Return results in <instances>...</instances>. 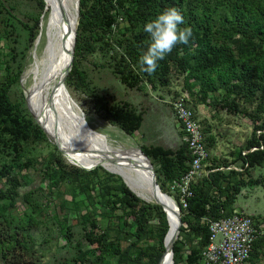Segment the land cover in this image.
I'll list each match as a JSON object with an SVG mask.
<instances>
[{
	"label": "trees",
	"instance_id": "obj_1",
	"mask_svg": "<svg viewBox=\"0 0 264 264\" xmlns=\"http://www.w3.org/2000/svg\"><path fill=\"white\" fill-rule=\"evenodd\" d=\"M34 2L38 11L27 16L11 0H0V264H42L45 258L49 264H158L168 231L163 208L141 200L119 176L99 166L87 171L66 163L28 111L20 80L40 18L51 5L50 0ZM171 7L184 17L180 27H190L193 35L187 45H177L158 61L149 75L139 64L150 40L143 26ZM78 10L74 61L65 86L88 92L94 111L127 136L140 129L144 112L92 85L81 64L91 54L99 52L101 66L129 90H138L141 83L152 90L166 89L174 76H182L183 96L195 119V106L202 103L251 122L244 153L221 165L211 161L209 172L192 183L187 207L180 210L173 262L206 264L207 218L240 214L262 225L234 204L241 186L251 183L250 171L264 164V0H79ZM173 97H179L177 92ZM198 123L209 163L213 138L210 129ZM179 133L175 148L140 145L160 190L170 197L171 184L187 171L191 158L181 129ZM233 164L239 169L221 168ZM34 179L39 185L24 191ZM60 238L63 245H58ZM260 259L264 230L253 241L246 264H260Z\"/></svg>",
	"mask_w": 264,
	"mask_h": 264
},
{
	"label": "rangeland",
	"instance_id": "obj_2",
	"mask_svg": "<svg viewBox=\"0 0 264 264\" xmlns=\"http://www.w3.org/2000/svg\"><path fill=\"white\" fill-rule=\"evenodd\" d=\"M50 1L52 6L53 0ZM11 2L16 5V9L20 14L28 16L30 14H35L38 11L34 0H11ZM52 20L53 18L51 17V14L49 15V12L45 18L42 16L40 25L41 28L39 27V32L41 30V37L30 49L28 62L24 72L38 56L47 50L46 39L50 37L49 31L52 29ZM120 23V26H123L124 21H120ZM103 63L104 61L102 60L99 52L93 55L91 54L81 60L82 67L86 70L92 85H95L100 92L110 95L115 100L128 101L137 109L143 110L144 121L140 129L135 134L127 136L119 128L104 120L100 114H97L94 111L93 100L89 95H87L88 92L85 93L73 86H65L70 97L73 98V101L84 113L85 120L90 127L91 132H93L98 138L105 137L107 142L115 148L121 147L123 149H138L142 143L159 144L171 148L177 147L181 140L179 141V138L173 129L171 120L174 116L171 108V102H173L174 92H177L179 97L185 95L182 88V76H174L172 78L170 85L166 88L167 90L169 89L170 92L161 88L152 90L146 83H141L138 90H129L125 88V86L122 85L107 68H105L106 66H101ZM24 72L22 76L24 75ZM27 83H29V80H27L26 84ZM20 87L22 90L21 92L25 96V85L21 83V80ZM217 98L219 99V97ZM62 101L65 103L67 117L75 123L77 122L82 125L79 110L75 107V105L69 100H66V98H63ZM28 107L32 111L29 105ZM194 111L197 115V120L201 121L203 126H207L208 129H210L209 133L213 138V142L209 148L210 160L209 163H206L204 172L199 176L201 177L209 172V170H207V166L211 163V161L213 162L214 160V162L221 165L222 161H233L240 152L244 153L242 147L251 135L252 124L249 120H246L241 116L229 115L224 110L214 111L213 108H210L202 103L197 104ZM32 113L34 114L33 111ZM33 116H35V114ZM35 119L39 124H41L39 118L35 116ZM50 133L53 136L48 133L49 136L55 140V142H57L59 147L63 150L64 157L62 155L61 156L64 160H66V163L76 167L99 166L93 160L91 155L74 146L69 140L65 139L62 134L52 131ZM221 168L225 171L228 169H239L237 164H233L229 166V168ZM29 173L31 175L32 171H29L28 174ZM247 178L248 177L246 176L245 181L248 180ZM121 180L124 182L123 178H121ZM249 180L251 182L250 184L247 183L241 186V191L235 199V206L238 211L247 215H253L257 220H259L260 224L264 225V164L261 167H255L250 171ZM23 181L27 182V179L23 177ZM254 181H256V183H254ZM37 185H39V180L34 179L33 182H30V184L24 187L23 190L26 191ZM175 196L176 195L173 193V199L175 200V204L181 214L180 210L182 208L179 207L177 197ZM50 207V212H54L53 205ZM17 208L21 213L23 206L20 201H18ZM58 214L60 215L59 220H61L62 214H60V212H58ZM75 235L76 238L80 237L78 231ZM219 239L220 237L218 236L217 241ZM38 240H40V237H38ZM81 243L84 247H87V243L84 239H81ZM63 244L64 240L63 238H60L58 245ZM52 251H55L54 248H52ZM262 260L260 259V264H264V259ZM47 261L48 258L43 259L42 264H49Z\"/></svg>",
	"mask_w": 264,
	"mask_h": 264
},
{
	"label": "bare ground",
	"instance_id": "obj_3",
	"mask_svg": "<svg viewBox=\"0 0 264 264\" xmlns=\"http://www.w3.org/2000/svg\"><path fill=\"white\" fill-rule=\"evenodd\" d=\"M44 1L46 2V0ZM75 13L76 0H53L52 6L49 5V15L51 14L53 18V25L52 29L50 28V33L48 32L50 37L46 39L47 50L28 66L21 79V83L25 85L24 93L27 97V105L40 119L46 133L48 130L59 132L74 146L91 155L99 166L121 176L126 185L139 197L148 202H161L169 219L168 233L165 237V244L168 246L179 227L177 225L179 210L176 204H173L169 199L158 197L153 193L148 164L140 151L133 148H115L107 142L105 137L98 138L83 125L75 123L67 117L65 103L62 99L69 100V98H67L65 90L57 86V82L64 74L69 60ZM64 31L67 32L66 35L69 38H64ZM37 36L34 43L41 37V30ZM27 80L29 83L26 84ZM78 167L90 168L91 166ZM161 264H171L169 250L165 252Z\"/></svg>",
	"mask_w": 264,
	"mask_h": 264
},
{
	"label": "built area",
	"instance_id": "obj_4",
	"mask_svg": "<svg viewBox=\"0 0 264 264\" xmlns=\"http://www.w3.org/2000/svg\"><path fill=\"white\" fill-rule=\"evenodd\" d=\"M171 106L177 125L183 132L182 141L187 144L191 155L187 171L170 186L179 207L185 209L187 199L193 195L191 185L204 172L208 154L198 120L186 98L178 97L171 102ZM205 222L210 232V243L203 251L206 264H246L253 241L264 230L263 225L257 227L253 219L240 214L218 219L207 218ZM218 236L220 239L217 241Z\"/></svg>",
	"mask_w": 264,
	"mask_h": 264
},
{
	"label": "clouds",
	"instance_id": "obj_5",
	"mask_svg": "<svg viewBox=\"0 0 264 264\" xmlns=\"http://www.w3.org/2000/svg\"><path fill=\"white\" fill-rule=\"evenodd\" d=\"M183 24L184 17L175 7L164 10L144 24L143 31L150 40L146 51L139 58L142 72L149 75L155 73L158 61L165 59L177 45L189 43L192 29L180 27Z\"/></svg>",
	"mask_w": 264,
	"mask_h": 264
},
{
	"label": "water",
	"instance_id": "obj_6",
	"mask_svg": "<svg viewBox=\"0 0 264 264\" xmlns=\"http://www.w3.org/2000/svg\"><path fill=\"white\" fill-rule=\"evenodd\" d=\"M43 1H44V0H43ZM78 8H79V0H76V13H75V21H74L75 24L73 25V32H72V37H73V38H72V41L70 42L69 60H68V62H67V64H66V67H65V69H64V74L61 76V78H60L59 81L57 82V86H58V87L60 86V87H62V88L65 90L66 96H67V98H69V101H70L71 103H73V104L75 105V107L79 110V114H80V118H81V123H82V125H83L88 131H91V130H90V127L88 126V124H87V122H86V120H85L84 113L81 111V109H79L78 105H77L75 102H73V99L69 96V94L67 93L68 91H67V89H66V87H65V79H66L67 75L69 74V72H70V70H71V68H72V65H73V61H74L75 40H76V38H77V37H76V30H77V25H78V20H79V10H78ZM41 18H42V16H41ZM41 18H40V21H41ZM66 33H67V32L64 31V33H63L64 38H65V37H68V36L66 35ZM68 38H69V37H68ZM26 98H27V97H26ZM26 98H25V102H26V104H27ZM27 107H28V105H27ZM28 110H29V108H28ZM29 112H30V114L32 115V117L34 118L35 122L38 124V126H39V127L42 129V131L45 133V135H46L48 141H49L52 145L56 146L58 152L64 157L63 150L59 147L58 143L55 142V140H53V139H52V138H51V137L45 132V130L42 128V126L36 121L35 117L33 116V114L31 113L30 110H29ZM138 150L140 151V153H141L142 156L145 158V160H146V162H147V164H148L147 168H148V171H149V174H150L149 176H150V182H151V189H152L153 193H154L155 195H157L158 197H163V198L169 199L173 204H175L174 200H173L170 196H168L167 194L163 193V192L160 190V187H159V185L157 184V181H156V174H155V171H154V169H153V166H152L151 162L149 161V159L147 158V156H146V155L140 150V148H138ZM100 167H102V166H100ZM79 168L88 171V170H91V169H93V168H95V167H93V168H83V167H79ZM102 168H103L104 170H106L107 172H109V173L115 174V173H113V172H111V171L105 169L104 167H102ZM115 175H117V174H115ZM118 176H119V175H118ZM120 177H121V176H120ZM121 178H122V177H121ZM125 185H126V183H125ZM126 186H127V185H126ZM127 187H128V189H129L132 193H134V192L129 188V186H127ZM134 194H135V193H134ZM135 195H136L138 198H140L141 200H143V201H145V202H148V201L142 199L141 197H139L137 194H135ZM148 203L158 204V205H160V206L163 208L164 212L166 213V219H167L168 226H169L168 214H167V211H166L164 205H163L161 202H159V201L148 202ZM177 209H178V207H177ZM177 225L179 226L178 229L176 230L177 232H176L174 238L172 239V241L170 242V244H169L168 246L165 244V237H166L168 231H167V233H166V235H165V237H164L163 245H164L165 251H164V253L162 254V256H161V258H160L158 264H161V263H162L163 256H164V254H165V252H166L167 250H169V253H170L171 264H174V262H173V249H172V247H173L174 242H175L176 239L178 238L179 230H180V227H181V215H180V213H179V216L177 217Z\"/></svg>",
	"mask_w": 264,
	"mask_h": 264
},
{
	"label": "crops",
	"instance_id": "obj_7",
	"mask_svg": "<svg viewBox=\"0 0 264 264\" xmlns=\"http://www.w3.org/2000/svg\"><path fill=\"white\" fill-rule=\"evenodd\" d=\"M172 125H173V129H174V131H175V133L177 134V136H178V138H179V141L181 140V135H180V133H179V127H178V125H177V123H176V121L174 120V118L172 117ZM235 205V204H234Z\"/></svg>",
	"mask_w": 264,
	"mask_h": 264
}]
</instances>
